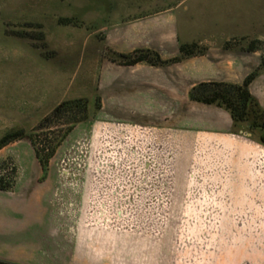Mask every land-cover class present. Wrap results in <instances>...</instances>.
Instances as JSON below:
<instances>
[{
    "label": "rangeland",
    "instance_id": "obj_1",
    "mask_svg": "<svg viewBox=\"0 0 264 264\" xmlns=\"http://www.w3.org/2000/svg\"><path fill=\"white\" fill-rule=\"evenodd\" d=\"M179 1L0 0V140L22 133L0 150V179L36 175L34 149L47 161L43 175L85 179L82 195L66 206L75 212L77 245L80 231L88 237L78 264H264L256 259L264 258V146L246 142L258 131L207 132L212 116L201 114L179 122L177 132H157L114 121L96 106V84L110 75L96 65L98 29ZM259 1L263 17L253 30L262 39L248 34L225 48L256 42L263 60ZM230 2L235 8L239 0ZM77 99L89 101L88 123H75L84 116L78 109L55 115ZM129 242L151 247L129 249Z\"/></svg>",
    "mask_w": 264,
    "mask_h": 264
},
{
    "label": "crops",
    "instance_id": "obj_2",
    "mask_svg": "<svg viewBox=\"0 0 264 264\" xmlns=\"http://www.w3.org/2000/svg\"><path fill=\"white\" fill-rule=\"evenodd\" d=\"M244 2L245 6L239 0L232 8L230 0H180L147 14L105 21L98 29L102 34L96 40V65L101 64V72L110 75L102 76L96 84L100 112L114 121L140 124L157 132H177L179 122L200 120L196 117L208 114L212 116V129L207 132L235 135L232 132L238 128L227 111L191 101L190 92L206 82L241 84L260 68L250 91L264 110V68L258 51L225 48L227 42L245 39L248 34H252L250 39H262L253 30L263 17L257 11V0ZM88 41L83 45L85 51ZM192 44L207 48L205 55L164 67L145 63L122 66L108 59L109 53L150 50L169 60L180 56L182 45ZM261 84V91L255 92ZM238 132L240 136L243 131ZM246 142L262 145L258 139L248 138ZM34 168L36 175L24 173L10 187L0 190V260L13 264H78L77 249L81 252L88 237L80 231L77 245L72 228L75 212L66 206L82 195L85 179L43 175L38 160ZM127 245H131L129 249L135 245L151 247V242ZM132 254L128 251L129 256Z\"/></svg>",
    "mask_w": 264,
    "mask_h": 264
},
{
    "label": "trees",
    "instance_id": "obj_3",
    "mask_svg": "<svg viewBox=\"0 0 264 264\" xmlns=\"http://www.w3.org/2000/svg\"><path fill=\"white\" fill-rule=\"evenodd\" d=\"M44 35L42 34L41 41L44 42ZM256 42L251 44L247 51L256 52L260 48L256 46ZM206 49L196 44L182 45L180 47V56L174 59L164 60L159 54L150 50H137L131 54H116L114 53L111 61L122 66H135L137 64L146 63L154 67H164L180 62L184 58L205 55ZM264 68V59L262 62ZM260 68L250 74L242 84H229L218 82L200 83L193 87L190 92V99L193 102L208 106H216L227 111L232 118L235 128L243 129L248 127L251 132L258 131L260 136L258 142L264 146V110L260 106L259 101L250 91V86L258 77ZM98 109L100 105L97 104ZM78 109L79 114H83L82 118L77 119L75 123H86L89 121L87 114L89 110V101L86 99H77L62 103V106L56 111L55 115L69 113L70 111ZM21 132H10L0 140V150L8 146L10 143L21 139ZM34 144V142H33ZM35 156L40 162L43 172H47V161L41 157V152L34 149ZM52 154H49L50 157ZM10 187V183L5 179H0V190ZM0 264H13L0 260Z\"/></svg>",
    "mask_w": 264,
    "mask_h": 264
},
{
    "label": "built area",
    "instance_id": "obj_4",
    "mask_svg": "<svg viewBox=\"0 0 264 264\" xmlns=\"http://www.w3.org/2000/svg\"><path fill=\"white\" fill-rule=\"evenodd\" d=\"M135 147V146H134ZM153 163V161L152 162H150V164H152ZM152 188V189H151ZM119 190H121V189H119ZM154 190V188L151 186V187H149V188H147V191H149V192H152ZM140 189H133V193L135 194V195H139L140 194ZM106 214V213H105ZM116 215H121V216H123V214H125L124 213V211L122 210H118L116 213H115Z\"/></svg>",
    "mask_w": 264,
    "mask_h": 264
}]
</instances>
